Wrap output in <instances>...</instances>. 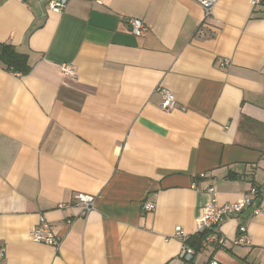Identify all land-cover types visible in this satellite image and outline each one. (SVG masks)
<instances>
[{"label":"crops","instance_id":"crops-1","mask_svg":"<svg viewBox=\"0 0 264 264\" xmlns=\"http://www.w3.org/2000/svg\"><path fill=\"white\" fill-rule=\"evenodd\" d=\"M47 2L0 0V42L31 63L0 64L1 264H184L175 227L196 234L208 186L219 203L264 189V2L218 0L203 34L193 0ZM79 194L95 197L86 217L57 207ZM41 213L58 248L29 235ZM240 224L249 245L205 239L188 264H264L261 193L219 233Z\"/></svg>","mask_w":264,"mask_h":264},{"label":"built area","instance_id":"built-area-1","mask_svg":"<svg viewBox=\"0 0 264 264\" xmlns=\"http://www.w3.org/2000/svg\"><path fill=\"white\" fill-rule=\"evenodd\" d=\"M196 2L202 9V21L200 26L196 30L197 33L203 34L204 31L201 28L208 19L213 16L214 5L218 0H193ZM252 6H257L264 2V0H248ZM67 0H48L47 5L48 8L52 11L59 12L62 10ZM128 31L131 34L139 35L144 30H146L145 22L140 18H128ZM228 60L224 59L220 63L221 66L227 65ZM66 73L69 75L74 74V70L71 67H66ZM158 92L161 95V103L159 107L162 110H170L173 108L175 103L174 95L169 92L165 88H158ZM207 193L209 194L208 201L204 204L201 209V213L195 219L196 225V233L206 232V243L216 247H227L230 245H249L251 241L250 234L245 225L240 224L238 226V234L232 239L228 240L222 237L219 233V227L221 222L226 217H231L241 213L244 209L248 208L253 200L254 196L262 194V198L264 200V189H260L259 187L252 186L246 193H242L235 201L219 203L215 194L214 189L211 186L206 188ZM58 208L62 209H70L72 207L78 208V214L86 217L87 214L94 209L95 207V197L90 194H79L76 195L74 200L69 203H59L57 205ZM154 208V204L147 202L143 204L144 210H152ZM259 212V208L253 210L254 214ZM29 235L34 242L42 243L46 245L53 246L58 248L61 243V236L57 234L50 224V222L46 219L44 214H39L37 223L30 229ZM175 236L180 238L184 245H182V250L180 252V258L184 264H188L194 254L195 250L189 245L185 244V240L188 238V235L184 232V230L180 226L175 227ZM5 255V248L3 245H0V264ZM208 264H219L215 259H212L208 262Z\"/></svg>","mask_w":264,"mask_h":264},{"label":"trees","instance_id":"trees-1","mask_svg":"<svg viewBox=\"0 0 264 264\" xmlns=\"http://www.w3.org/2000/svg\"><path fill=\"white\" fill-rule=\"evenodd\" d=\"M0 64L5 69L19 74H26L31 69L28 53L18 51L12 44L2 42H0ZM206 236V232L196 233L187 238L185 244L192 247L195 252L200 251Z\"/></svg>","mask_w":264,"mask_h":264}]
</instances>
